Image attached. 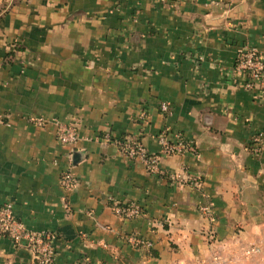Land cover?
Masks as SVG:
<instances>
[{"label": "crops", "instance_id": "crops-1", "mask_svg": "<svg viewBox=\"0 0 264 264\" xmlns=\"http://www.w3.org/2000/svg\"><path fill=\"white\" fill-rule=\"evenodd\" d=\"M246 45L264 48V0H0V207L56 236L55 264H212L218 252L264 264V91L236 69ZM41 117L76 123L77 144ZM162 135L195 150L163 156ZM127 138L161 156L159 173L114 142ZM70 163L79 185L67 192ZM32 261L0 237V264Z\"/></svg>", "mask_w": 264, "mask_h": 264}, {"label": "built area", "instance_id": "built-area-1", "mask_svg": "<svg viewBox=\"0 0 264 264\" xmlns=\"http://www.w3.org/2000/svg\"><path fill=\"white\" fill-rule=\"evenodd\" d=\"M230 3H235L241 0H228ZM236 69L240 72H244L248 76L247 88L256 87L264 91V48L260 49L253 46H243L239 49L236 60ZM161 111L164 114L170 112V106L167 103L161 104ZM37 126L46 127L48 125H54L57 129V138L59 142L64 146H74L79 140L76 123H67L59 119H48L45 117L36 118L32 120ZM105 140L112 142L111 135L107 134ZM160 142L163 144L162 155L172 156L176 154H182L185 151H194L195 148L191 144H187L179 139L176 144H170L167 141V137L162 135ZM116 142L124 152V154L130 158H139L149 174L159 173V162L161 156L150 155L146 149L135 138H127L123 140H117ZM256 147L253 149L255 154L261 153V146L263 143V136L258 135L254 139ZM174 180L183 182L182 184H189L191 186L199 188L200 183L196 179L184 180L179 177H172ZM61 186L67 192H72L77 189L79 180L73 172V167L70 166L62 174ZM117 215L123 218H139L142 216V210L136 205H128L124 207H114ZM200 212L203 218L208 223V229L206 230V241L209 245H217L218 240L215 237L213 231V225L217 222L216 213L211 203H206L200 207ZM154 227L160 225L159 222H152ZM0 237L8 238L15 247L26 248L30 251L33 261L32 264H55L57 249L54 245L56 236L53 233L45 231H36L27 228V226L21 222L14 213L13 206L11 204H5L0 207ZM130 243L140 249L145 258H148V253L153 248V243L140 239L138 237H132ZM260 252L259 247H251L246 250L247 256L256 255ZM227 260L223 259L218 252L212 258V264H226Z\"/></svg>", "mask_w": 264, "mask_h": 264}, {"label": "trees", "instance_id": "trees-1", "mask_svg": "<svg viewBox=\"0 0 264 264\" xmlns=\"http://www.w3.org/2000/svg\"><path fill=\"white\" fill-rule=\"evenodd\" d=\"M148 255H149V258H154V257H157L158 256V254L154 250V247L150 250V252L148 253Z\"/></svg>", "mask_w": 264, "mask_h": 264}]
</instances>
